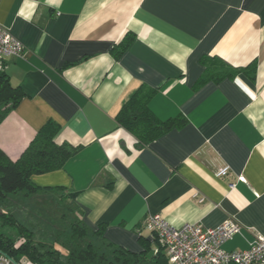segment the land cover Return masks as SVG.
I'll return each mask as SVG.
<instances>
[{
    "label": "crops",
    "instance_id": "0c3cea01",
    "mask_svg": "<svg viewBox=\"0 0 264 264\" xmlns=\"http://www.w3.org/2000/svg\"><path fill=\"white\" fill-rule=\"evenodd\" d=\"M0 27L24 46L1 69L25 95L0 150L16 160L56 123L77 151L32 181L74 193L88 227L133 253L153 244L155 214L174 228L236 222L225 251L264 236V0H1ZM202 60L243 72L196 87ZM141 89L156 119L185 120L146 146L116 121Z\"/></svg>",
    "mask_w": 264,
    "mask_h": 264
},
{
    "label": "trees",
    "instance_id": "16d2710c",
    "mask_svg": "<svg viewBox=\"0 0 264 264\" xmlns=\"http://www.w3.org/2000/svg\"><path fill=\"white\" fill-rule=\"evenodd\" d=\"M128 44L129 38L125 37L114 48L115 56L122 54ZM201 62L205 71L196 87L243 72L233 71L222 62ZM248 69L254 76L256 64H251ZM153 95V90H139L124 104L116 117L117 123L141 146H146L185 123L179 117L164 122L156 119L148 108ZM24 97L21 89L12 86L0 68V123ZM59 130L56 123L48 121L16 160L9 159L0 150V227L17 229L15 238L0 233V254L18 264H169L163 248L155 238L153 244H150L140 237L142 251L139 253L116 246L104 238L106 225L92 229L85 224L82 211L75 203L74 193L64 187H39L32 181L34 176L62 169L66 161L76 153L77 148L66 143H56L55 137ZM40 193L53 196L52 207L59 214V220L55 218L44 240L36 239L30 229L21 225L13 214L5 210L13 196L30 198Z\"/></svg>",
    "mask_w": 264,
    "mask_h": 264
},
{
    "label": "built area",
    "instance_id": "2783aa9c",
    "mask_svg": "<svg viewBox=\"0 0 264 264\" xmlns=\"http://www.w3.org/2000/svg\"><path fill=\"white\" fill-rule=\"evenodd\" d=\"M23 51L24 46L0 27V68L4 58L21 56ZM227 172L228 169L223 168L217 176H225ZM145 229L163 248L169 264H264V236H256L245 251L222 248L240 232L239 224L233 221H226L215 229L204 228L201 224L174 228L155 214L146 218ZM0 264L18 263L0 254Z\"/></svg>",
    "mask_w": 264,
    "mask_h": 264
},
{
    "label": "rangeland",
    "instance_id": "374dc122",
    "mask_svg": "<svg viewBox=\"0 0 264 264\" xmlns=\"http://www.w3.org/2000/svg\"><path fill=\"white\" fill-rule=\"evenodd\" d=\"M40 193L36 197L16 196L11 197L7 208L21 225L26 226L34 233L36 239H46L55 218L59 220V214L53 209V196ZM55 197V196H54ZM57 197V196H56ZM63 211V208L62 210ZM55 215V216H54ZM0 233L10 238L17 236V229L12 227H0Z\"/></svg>",
    "mask_w": 264,
    "mask_h": 264
}]
</instances>
